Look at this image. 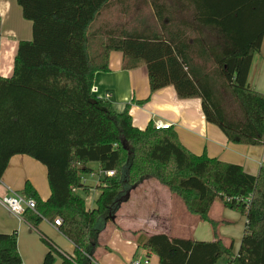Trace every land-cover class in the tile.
<instances>
[{"label": "trees", "instance_id": "trees-1", "mask_svg": "<svg viewBox=\"0 0 264 264\" xmlns=\"http://www.w3.org/2000/svg\"><path fill=\"white\" fill-rule=\"evenodd\" d=\"M16 2L32 23V40L18 44L12 75L0 77V179L16 155L46 168V201L29 182L17 194L35 202V209L22 215L32 229L61 219L57 229L74 247L61 264H93L99 234L145 180L181 199L191 216L210 224L214 238L196 242L130 232L159 264H216L222 257L227 264H264V165L252 176L238 165L196 156L171 129L155 130L150 123L138 130L128 107L117 114L90 92L95 74L107 70L109 53L118 51L123 69L146 67L150 93L172 86L178 99H200L206 122L230 143L263 146L264 95L249 88L247 77L264 35V0H244L219 23L201 25L217 30L219 39L209 31L191 39L179 27L170 35L163 24L153 33L146 25L134 26L130 0ZM119 4L118 14L128 17L122 23H117ZM235 15L240 22H226ZM90 163L102 173L113 172L96 187L92 209L83 197L89 196L83 180ZM214 203L246 219L236 255L209 218ZM44 240L49 250L42 264H53L60 255ZM0 264H22L15 232L0 234Z\"/></svg>", "mask_w": 264, "mask_h": 264}, {"label": "crops", "instance_id": "crops-1", "mask_svg": "<svg viewBox=\"0 0 264 264\" xmlns=\"http://www.w3.org/2000/svg\"><path fill=\"white\" fill-rule=\"evenodd\" d=\"M130 1L129 18L134 26L146 25L153 33L157 31L159 24H163L165 33L170 35L179 27L181 33L184 32L191 39L208 31L212 38L219 39L217 30L205 28L208 30L206 31L201 25L219 23L226 11L231 12L228 9L244 6V0ZM122 6H116L117 23L128 19L125 15L118 14ZM227 18L226 22H240L235 18L242 17ZM31 40L32 23L23 18L16 0H0V77L8 78L12 75L18 44ZM122 65L123 54L118 51L110 52L107 70L96 73L92 85L97 88V98L109 95L107 102L115 113L120 114L128 107L132 126L141 131L154 121L170 125L179 143L192 154H206L220 162L238 165L246 174L257 175L264 165V145L230 143L217 126L206 122L200 99H178L172 86L150 93L146 67L125 70ZM247 83L251 90L264 95V35L259 53L252 58ZM97 166L98 172H94L88 164L87 168L91 173L84 178L85 184H93L94 188L90 189L89 195L95 194V198L99 194L96 187L104 177L98 164ZM26 182L35 189L41 201L49 198L46 168L28 156H13L0 179V200L7 197L10 191L19 193ZM182 206L178 199L156 181H143L129 192L127 200L119 206L113 223H108L99 234V247L94 253L93 264H132L145 260L149 264H159L156 256L137 247L130 232L143 230L149 236L164 234L169 238L196 242L213 241L210 224L190 216ZM209 218L218 223L217 232L222 244L225 247L231 245L232 253L236 255L246 225L245 217L214 203L210 208ZM13 232L17 234V251L22 264H42L49 250L44 239L60 255L54 256L53 264H61L62 257L71 256L74 252L71 242L53 224L42 221L37 230H34L0 204V234ZM221 259H225L224 264H227L226 257Z\"/></svg>", "mask_w": 264, "mask_h": 264}, {"label": "built area", "instance_id": "built-area-1", "mask_svg": "<svg viewBox=\"0 0 264 264\" xmlns=\"http://www.w3.org/2000/svg\"><path fill=\"white\" fill-rule=\"evenodd\" d=\"M90 92L91 94L96 96L97 88L92 86ZM98 99H101L103 101H108L109 95L105 94L103 97L98 98ZM152 124L155 130L170 129V125H164L160 121H154ZM104 176L112 177L113 172H106L104 173ZM83 183H84V180H83ZM0 204L7 212H9L11 215L19 219H22V215L26 210L33 211L35 209V202L32 199H27V200L23 199L16 192H12V191H10L7 197H4L0 200ZM60 224H61V219H56L54 221L53 226L57 228L58 226H60ZM132 264H149V262L147 260H145L142 263L135 261Z\"/></svg>", "mask_w": 264, "mask_h": 264}, {"label": "rangeland", "instance_id": "rangeland-1", "mask_svg": "<svg viewBox=\"0 0 264 264\" xmlns=\"http://www.w3.org/2000/svg\"><path fill=\"white\" fill-rule=\"evenodd\" d=\"M89 167H91L92 168V170H94V172H98L97 170H98V166H97V163H92L91 165L89 164ZM102 181V180H101ZM100 184V183H99ZM87 187H88V191L90 192V189H93L94 187H93V184L92 185H87V184H85ZM170 193V192H169ZM171 194V193H170ZM172 196H174L176 199H178V201H180V203L183 205V203H182V201H181V199H179L177 196H175V195H173V194H171ZM95 194H93L92 196L91 195H89V196H83L84 197V199H85V202H86V204H87V206H89L90 208H94L95 207V202H96V198H95ZM184 206V205H183ZM182 206V207H183ZM187 213L190 215V213L187 211ZM191 216V215H190ZM136 232H139V231H136ZM141 232H143V233H146L145 231H141ZM146 253H148L149 254V252L148 251H146V250H144ZM224 262H225V259H221V260H219L216 264H224ZM122 264H129L128 262L127 263H122Z\"/></svg>", "mask_w": 264, "mask_h": 264}]
</instances>
